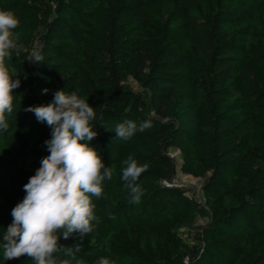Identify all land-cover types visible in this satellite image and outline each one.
Returning a JSON list of instances; mask_svg holds the SVG:
<instances>
[{"label": "trees", "instance_id": "trees-1", "mask_svg": "<svg viewBox=\"0 0 264 264\" xmlns=\"http://www.w3.org/2000/svg\"><path fill=\"white\" fill-rule=\"evenodd\" d=\"M0 10L19 20L5 63L21 81L0 131V244L23 186L50 154L51 128L25 109L63 89L94 108L98 135L88 143L113 168L92 198L94 230L59 240L80 244L76 260L264 264V0H0ZM33 51L42 62L27 60ZM145 120L151 128L117 138L118 123ZM173 147L181 171L205 179L206 206L166 186L177 173ZM129 155L147 169L138 204L122 180ZM197 217L208 222L196 227ZM182 227L196 228L194 244ZM2 251L0 264H34L4 261Z\"/></svg>", "mask_w": 264, "mask_h": 264}, {"label": "clouds", "instance_id": "clouds-1", "mask_svg": "<svg viewBox=\"0 0 264 264\" xmlns=\"http://www.w3.org/2000/svg\"><path fill=\"white\" fill-rule=\"evenodd\" d=\"M19 20L12 10H0V131H7V115L14 111V90L21 81L13 79L5 60L12 59L17 49L15 29ZM33 63L43 61L38 51L28 59ZM48 89L43 92L47 93ZM38 121L51 128V138L44 143L50 153L42 158L35 175L23 186V200L11 211L12 223L2 237L4 261L29 257L34 264H71L76 260L80 244L68 247L59 243L61 236L67 240L74 233L81 239L94 230L95 215L92 198L100 199L104 193V181L111 180L113 168L106 167L100 153L90 144L98 132L93 122L98 119L88 100L75 91L63 89L54 93V99L46 105L30 106ZM99 119H102L100 117ZM102 127L104 125L101 124ZM152 127L151 120L139 125L125 121L115 126L118 139L130 140L138 131ZM122 180L130 194V202L138 204L143 195L137 181L146 166L139 165L129 155L123 161ZM70 259H61L58 254ZM76 264H82L76 260ZM97 264H115L102 257Z\"/></svg>", "mask_w": 264, "mask_h": 264}, {"label": "rangeland", "instance_id": "rangeland-1", "mask_svg": "<svg viewBox=\"0 0 264 264\" xmlns=\"http://www.w3.org/2000/svg\"><path fill=\"white\" fill-rule=\"evenodd\" d=\"M129 83L134 90H141L140 86L134 81L132 78L129 79ZM168 153L171 157L174 158L176 162L177 173L174 179L175 186H179L186 191V193L195 199L198 204L201 206H206V198L204 195L203 185L205 183V179L194 177L192 175L185 174L181 171V164H182V155L181 151L178 148H170ZM208 222V218L204 217H197L195 221V226L204 225ZM195 229H186L180 228V235L183 240L192 245L195 243L194 235Z\"/></svg>", "mask_w": 264, "mask_h": 264}, {"label": "built area", "instance_id": "built-area-1", "mask_svg": "<svg viewBox=\"0 0 264 264\" xmlns=\"http://www.w3.org/2000/svg\"><path fill=\"white\" fill-rule=\"evenodd\" d=\"M165 184H166V186H174L175 185L174 181H173V183L165 182Z\"/></svg>", "mask_w": 264, "mask_h": 264}]
</instances>
